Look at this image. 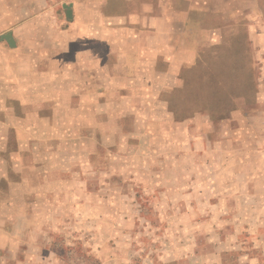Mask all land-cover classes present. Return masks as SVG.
<instances>
[{
	"label": "crops",
	"instance_id": "1",
	"mask_svg": "<svg viewBox=\"0 0 264 264\" xmlns=\"http://www.w3.org/2000/svg\"><path fill=\"white\" fill-rule=\"evenodd\" d=\"M255 1L23 0L29 14L20 20L11 1L9 28L0 29V239L11 235L8 220L17 227L26 210L42 209L36 220L48 215L50 226L57 225L60 211L78 210L75 199L89 182V169L69 171L74 181L68 189L60 156L72 146H116L121 131L127 149L117 158L120 170L105 172V187L108 178L120 175L158 194L160 206L170 204L176 230L166 237L169 261L264 264V136L256 135L254 145L193 140V117L176 120L161 96L175 88L183 65L194 59L193 29L243 26L242 3L250 11L246 29H256L262 13ZM65 4L71 5L70 18ZM8 33L12 43L4 37ZM156 150L164 154L166 169L146 175L145 167H131L133 161L160 163ZM130 189L119 193L129 200ZM70 191L71 203L64 200ZM116 192L105 188L109 198L86 207L111 209ZM128 200L121 206L128 207ZM138 205L132 208L139 211ZM200 211L206 217L197 222ZM195 231L204 233L211 252H196L201 242L192 237ZM178 240L183 245L175 248Z\"/></svg>",
	"mask_w": 264,
	"mask_h": 264
},
{
	"label": "rangeland",
	"instance_id": "2",
	"mask_svg": "<svg viewBox=\"0 0 264 264\" xmlns=\"http://www.w3.org/2000/svg\"><path fill=\"white\" fill-rule=\"evenodd\" d=\"M11 1L16 6L13 12L18 20L29 14L23 0H0V29L9 28L5 20ZM254 4L262 13V19L255 18L256 29H246L250 11L243 3L240 16L243 26L237 29H193V55H190L194 59L192 62L188 59L183 65L175 90L161 93L162 98L168 99L176 120L193 117L191 123L196 127L193 128V140L205 137L213 143L226 140L231 144L248 140L254 145L252 141L256 135L264 136V98L261 97L264 91V0H257ZM128 119L131 121V118ZM120 132L116 135V146L96 144L66 148L67 152L60 158L65 161L63 176L68 189L72 188L74 181L69 171L74 169L79 174L85 168L89 169V182L82 186V191L79 188L80 194L75 199L80 202V207L78 210L69 208L60 211L63 215L54 226L47 225L50 222L48 215L36 220L45 212L42 209L37 213L26 210L25 213H29L27 217L23 216L24 211H19L23 216L17 218L20 225H10V221L14 222L11 218L5 225L11 235L0 239V264H182L179 260L169 261L166 257L169 252L168 231L170 235L174 234L169 229L176 228L169 220L170 212H173L170 204L165 202L160 206L155 202L158 194L147 191V187L143 191L136 180L120 175L108 178L109 184L105 187V172L120 170L117 158L120 159V154H125L127 149L124 147L125 136H120ZM132 138L136 141L139 137ZM84 150L90 153L89 156L83 153ZM146 155L150 156L148 152ZM157 156L160 163L140 161L137 164L133 161L131 167H145L146 175L167 167V164H161L164 154L157 151ZM81 157L85 158L87 167ZM72 158L80 161L74 162ZM192 166L195 163H191ZM197 168L200 169L199 163ZM84 175L87 178V174ZM147 180L152 182V178ZM110 186L117 191L111 195V209L86 207L88 203L104 202V198H109L110 195H104V189ZM121 187L131 188L129 200L127 194L119 193ZM155 189L160 191L161 187L156 185ZM69 193L65 194L64 200L71 203L73 198L71 191ZM127 200L129 206H121V202ZM133 204L138 205L140 210L132 208ZM197 217L199 222L206 217V213L200 211ZM175 233L180 236L178 231ZM193 234L201 242L196 245V252H211V245H205L203 241L201 234L204 233L195 231L192 237ZM181 245L183 242L178 240L174 247Z\"/></svg>",
	"mask_w": 264,
	"mask_h": 264
},
{
	"label": "water",
	"instance_id": "3",
	"mask_svg": "<svg viewBox=\"0 0 264 264\" xmlns=\"http://www.w3.org/2000/svg\"><path fill=\"white\" fill-rule=\"evenodd\" d=\"M64 7L67 9V13H68V16H69V18H70V17H71V12H72L71 5H67V4H65ZM4 37H5V39H7L10 43H12L13 40H12V36H11L10 33L5 34Z\"/></svg>",
	"mask_w": 264,
	"mask_h": 264
}]
</instances>
